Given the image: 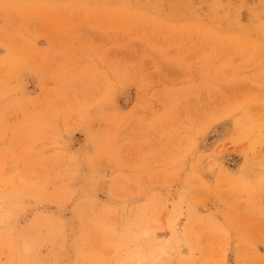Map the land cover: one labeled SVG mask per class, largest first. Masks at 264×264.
<instances>
[{"label": "rangeland", "instance_id": "rangeland-1", "mask_svg": "<svg viewBox=\"0 0 264 264\" xmlns=\"http://www.w3.org/2000/svg\"><path fill=\"white\" fill-rule=\"evenodd\" d=\"M0 264H264V0H0Z\"/></svg>", "mask_w": 264, "mask_h": 264}]
</instances>
